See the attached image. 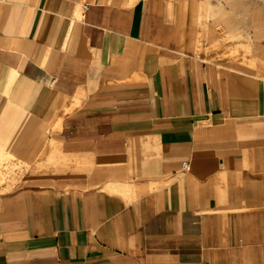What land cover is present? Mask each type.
Listing matches in <instances>:
<instances>
[{"label":"crops","instance_id":"obj_1","mask_svg":"<svg viewBox=\"0 0 264 264\" xmlns=\"http://www.w3.org/2000/svg\"><path fill=\"white\" fill-rule=\"evenodd\" d=\"M199 4L0 0V264H264V42Z\"/></svg>","mask_w":264,"mask_h":264},{"label":"rangeland","instance_id":"obj_2","mask_svg":"<svg viewBox=\"0 0 264 264\" xmlns=\"http://www.w3.org/2000/svg\"><path fill=\"white\" fill-rule=\"evenodd\" d=\"M196 12L201 10L207 14L208 22L220 24L227 19L226 24L233 25L239 34L254 37L256 41L264 42V0H199ZM50 163L41 166L42 175L54 176V154L48 156ZM31 169L40 173L39 166H31ZM39 170V172H38Z\"/></svg>","mask_w":264,"mask_h":264},{"label":"built area","instance_id":"obj_3","mask_svg":"<svg viewBox=\"0 0 264 264\" xmlns=\"http://www.w3.org/2000/svg\"><path fill=\"white\" fill-rule=\"evenodd\" d=\"M187 166H188V164H187V163H184V164H183V167H184V168H186Z\"/></svg>","mask_w":264,"mask_h":264}]
</instances>
